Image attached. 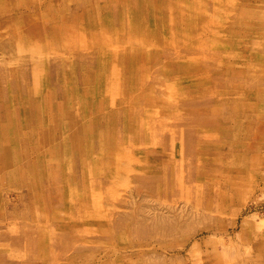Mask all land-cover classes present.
I'll use <instances>...</instances> for the list:
<instances>
[{
	"label": "rangeland",
	"instance_id": "obj_1",
	"mask_svg": "<svg viewBox=\"0 0 264 264\" xmlns=\"http://www.w3.org/2000/svg\"><path fill=\"white\" fill-rule=\"evenodd\" d=\"M0 264H264V0H0Z\"/></svg>",
	"mask_w": 264,
	"mask_h": 264
},
{
	"label": "bare ground",
	"instance_id": "obj_2",
	"mask_svg": "<svg viewBox=\"0 0 264 264\" xmlns=\"http://www.w3.org/2000/svg\"><path fill=\"white\" fill-rule=\"evenodd\" d=\"M136 57H139V58H140V57H141V55H140V54H137V56H136ZM131 60H132V59H131Z\"/></svg>",
	"mask_w": 264,
	"mask_h": 264
}]
</instances>
